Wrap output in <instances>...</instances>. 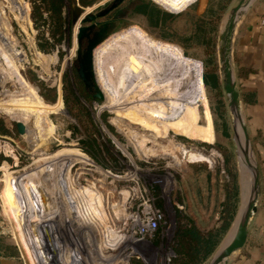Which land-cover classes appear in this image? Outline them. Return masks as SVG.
<instances>
[{"label":"rangeland","instance_id":"obj_1","mask_svg":"<svg viewBox=\"0 0 264 264\" xmlns=\"http://www.w3.org/2000/svg\"><path fill=\"white\" fill-rule=\"evenodd\" d=\"M108 1L91 0L84 6L93 11ZM78 5L79 0H62L61 26L44 52L36 47L37 35L49 36L54 25L47 19L33 23L31 0H0V105L6 107L4 98L12 94L20 102L24 124L18 133L11 123L16 119L0 111L10 129L9 135L0 134V154L6 157L0 161V230L17 243L21 264H51V250L61 264H127L132 256L143 264H170L179 219L190 217L201 231L219 223L228 177L223 151L229 153L240 188L237 206L242 188L245 194L244 168L233 150L226 106L228 128L222 134L220 119L211 110L216 97L200 79L202 49L187 47L184 55L175 37H160L159 29L148 26L133 8L93 49L94 77L103 97L92 98L74 64L79 23L71 18ZM179 24L171 23L174 35L186 33L191 21ZM130 26L176 45L196 68L175 67L180 85L162 80L158 86L149 66L158 60L148 45L133 53L125 50ZM32 73L53 88L52 101L27 78ZM221 97L225 101L223 92ZM138 105L155 114L134 110ZM84 138L95 145L94 156L84 151ZM60 150V158L47 157ZM192 152L202 157L191 158ZM35 185L47 200L45 209ZM234 222L199 264H207L224 244Z\"/></svg>","mask_w":264,"mask_h":264},{"label":"crops","instance_id":"obj_2","mask_svg":"<svg viewBox=\"0 0 264 264\" xmlns=\"http://www.w3.org/2000/svg\"><path fill=\"white\" fill-rule=\"evenodd\" d=\"M154 1L169 9H181L179 11H182V13L177 17V21H174L177 22L178 28L179 22L183 21L187 16L191 14L200 16L208 3H212V9L218 14V18L215 21V29L212 33L213 57L218 80L220 81V89L223 92L219 67L220 38L227 10L236 0ZM192 3L195 4V7L191 5ZM218 6H222V8H218ZM263 13L264 0H250L236 17L230 42L231 67L241 100V111L251 148L258 162L259 197L256 209L248 222L245 241L239 250L230 255L226 264H264V25H261L258 21ZM188 30H190V27ZM124 39L127 52L133 53L135 49H141L142 51L144 46L148 45L150 53L154 54L152 56L158 60L156 65L152 66V64H149L151 67L150 73L158 86L162 80L172 84L174 82L178 83L174 78L175 67L196 68L193 61L181 55L180 49L176 45L154 39L140 28L135 26L126 28ZM180 47L183 52L185 48L181 45ZM189 48L202 49L201 46L194 44L189 46ZM202 57L199 58L201 64ZM160 67L164 68L167 74H162ZM190 73L191 70H189L188 74L190 75ZM191 80L193 81V78ZM2 165L3 174L6 176L8 172L6 171V165L4 163ZM2 193L3 191H1ZM12 210L16 211L17 209L12 205ZM13 227L15 229L17 226L13 223ZM22 247L24 248V246ZM20 256L21 251L17 243L11 237L2 234L0 230V264H21Z\"/></svg>","mask_w":264,"mask_h":264},{"label":"trees","instance_id":"obj_3","mask_svg":"<svg viewBox=\"0 0 264 264\" xmlns=\"http://www.w3.org/2000/svg\"><path fill=\"white\" fill-rule=\"evenodd\" d=\"M89 1L91 0H79V3L81 5H86ZM211 4V2L208 3L207 7L200 16H194L193 14L187 16L186 18L191 21L190 30H187L184 34L177 35H174V32L171 29V23L177 19L182 11L164 7L171 10L168 11L162 8V5L161 7L160 4L158 5L152 0L137 3L133 7L132 11L142 15L148 26L159 29L160 37L168 40L171 39V36L175 37L180 45L185 48L182 52L184 55H186V48L193 44L202 47L204 56L201 59V80L203 85L213 93L214 97H216L215 105L212 106L211 110L220 119L221 133L227 134L228 125L225 118V101L221 97L220 81L218 80V74L213 57L214 51L212 33L215 29V21L218 18V14L212 9ZM61 6L62 0H31L30 17L33 23L36 25V21L39 19H47L52 25H54V30L49 36H43L42 34L37 35L36 47L41 51L45 52L49 50L53 44L52 41H50V37H53L55 31H57L56 29H59L61 26ZM218 8H222V6H218ZM43 12H45V16ZM28 71L29 70L27 69V72ZM27 78L35 81V83L39 86V93L42 97L50 101L54 99L55 93L52 87L44 85L43 82L33 73L27 75ZM69 90L70 88L66 89V92H69ZM63 97L67 102L68 96L63 94ZM68 110L70 109L68 108ZM134 110H147L148 112L155 114L153 109L150 107L147 108L144 105H138ZM0 111L5 115V117L19 120L3 105H0ZM214 122L215 121L213 119L214 128H216ZM11 123H14L15 125V121ZM0 134H10V129L1 119ZM82 142L88 144V148H85L84 151H86L90 156H94L95 145L93 142L86 138H84ZM2 159H6V157L0 154V161ZM223 160L224 169L226 170L228 177L222 185L223 196L219 201L218 209L219 223L206 231H201L190 217H184L183 220L179 219L172 243L174 255L170 259V264H199L212 253L219 240L230 226L237 210L239 190L236 173L229 161V153L226 151H223ZM127 264H143V262L138 257L132 256L129 258Z\"/></svg>","mask_w":264,"mask_h":264},{"label":"water","instance_id":"obj_4","mask_svg":"<svg viewBox=\"0 0 264 264\" xmlns=\"http://www.w3.org/2000/svg\"><path fill=\"white\" fill-rule=\"evenodd\" d=\"M122 1L123 0H109L104 6L96 9L95 11H90L86 7H81L78 5L72 14V23L77 21L79 23L75 32V70L84 88L90 93L92 98L102 99L103 97V92L94 77V47L105 40L115 30L118 20L127 14L129 5L135 2H145L146 0H132L123 6L117 7ZM152 1L158 4L156 1ZM249 1L250 0H236V2L228 8L225 23L221 31L219 46L220 79L222 90L225 94V105L229 116L231 142L234 153H236L237 143H240V151L243 162L249 173V182L245 200L241 207H239V205L237 206L235 216L232 220V223L233 221H235V223L231 236L209 258L207 264H226L230 255L242 247L246 238L248 222L256 209V204L259 197L258 162L251 148L250 139L246 131L245 121L241 111V100L236 87L235 75L231 67L230 53V42L236 22V17L238 13L246 7ZM112 9L114 10L108 19L102 21L95 20ZM83 22L88 23L82 24ZM15 126L18 133H23L24 124L22 121L15 120ZM238 190L240 196V188H238ZM41 196L43 195L41 194ZM45 237L49 243L48 245H50L48 233H45ZM50 252L51 256H48L50 263L61 264L59 256H57L53 250Z\"/></svg>","mask_w":264,"mask_h":264},{"label":"bare ground","instance_id":"obj_5","mask_svg":"<svg viewBox=\"0 0 264 264\" xmlns=\"http://www.w3.org/2000/svg\"><path fill=\"white\" fill-rule=\"evenodd\" d=\"M159 4V3H158ZM95 48V47H94ZM96 80V79H95ZM0 81H1V79H0ZM4 102H5V104H6V108H7V110L8 111H10V112H12L13 114H14V116L17 118V119H21L22 118V116H23V112H22V107H21V105H20V102L12 95V94H8L7 95V97L6 98H4ZM237 147H236V156L239 158V160H240V163H241V167H243L244 169H242V171H241V174H243V171H244V176H245V182H246V191H244L245 192V194L243 195V188H242V193H241V204H240V207L242 206V204H243V202H244V200H245V197H246V192H247V186H248V182H249V173H248V170L246 169V167H245V165H244V162H243V158H242V154H241V151H240V143L238 142L237 143V145H236ZM61 151L62 150H60V151H57V152H55V153H52V154H50V155H48L47 157H54V156H58L59 157V155H60V153H61ZM64 153V152H63ZM64 155V154H63ZM188 156H190L191 158H194V159H198L199 157H202L201 155H199V154H193V152L190 154V155H188ZM62 157V156H61ZM189 157V158H190ZM60 158V157H59ZM55 159V158H54ZM246 169V170H245ZM243 182V181H242ZM242 185H243V183H242ZM34 189H35V191L37 192V194H38V197H39V200H40V204H41V206L44 208V207H46V204H45V202L47 203V200H45V197L44 198H42V196H41V193H40V190L38 189V186H34ZM43 199V200H42ZM45 209V208H44ZM235 223V222H234ZM233 228H234V225L232 226V229L230 230V234H229V236H228V238H227V240L229 239V237L231 236V234H232V231H233ZM226 240V241H227ZM105 241V240H104ZM225 241V242H226ZM56 242V241H55ZM60 242V241H59ZM224 242V243H225ZM61 243V242H60ZM60 245V244H59ZM59 247V246H58ZM66 247H64V249H65ZM66 254H67V252H66ZM60 255V254H59ZM64 258V257H63ZM65 259V258H64ZM65 261V260H64ZM67 262V261H66Z\"/></svg>","mask_w":264,"mask_h":264},{"label":"flooded vegetation","instance_id":"obj_6","mask_svg":"<svg viewBox=\"0 0 264 264\" xmlns=\"http://www.w3.org/2000/svg\"><path fill=\"white\" fill-rule=\"evenodd\" d=\"M130 1H132V0H127L126 2L128 3V2H130ZM127 3H126V4H127ZM137 3H139V2H135V3H132L131 5H129V8H128L127 13H129V12L131 11V9H132ZM123 5H125V3H122V4L119 3L117 7H120V6H123ZM79 6H81V7H85L84 5H79ZM113 10H114V9L110 10L109 12H107V13L104 14L103 16H100V17L96 18L95 20H97V21H102V20L108 19V18L111 16ZM93 11H95V10H93ZM126 15H127V14H126ZM126 15H125V16H126ZM125 16L121 17V18L118 20L117 26L119 25V23H120L122 20H124V19L126 18ZM87 23H88V22H83L82 24H87ZM117 26H116V27H117Z\"/></svg>","mask_w":264,"mask_h":264},{"label":"built area","instance_id":"obj_7","mask_svg":"<svg viewBox=\"0 0 264 264\" xmlns=\"http://www.w3.org/2000/svg\"><path fill=\"white\" fill-rule=\"evenodd\" d=\"M258 21L261 25H264V13L259 17Z\"/></svg>","mask_w":264,"mask_h":264}]
</instances>
